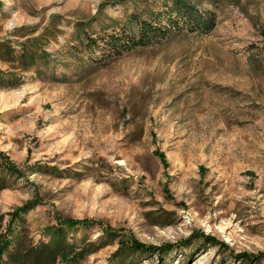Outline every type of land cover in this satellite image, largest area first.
I'll return each instance as SVG.
<instances>
[{
    "label": "rangeland",
    "instance_id": "1",
    "mask_svg": "<svg viewBox=\"0 0 264 264\" xmlns=\"http://www.w3.org/2000/svg\"><path fill=\"white\" fill-rule=\"evenodd\" d=\"M168 1L0 0V41L40 37L49 54L40 74L0 58L18 79L0 84V171L4 157L21 171H1L0 213L22 212L36 243L60 215L119 233L83 264H160L131 236L176 244L164 264H264V0H189L205 28L168 25ZM150 7L166 33L111 50Z\"/></svg>",
    "mask_w": 264,
    "mask_h": 264
},
{
    "label": "trees",
    "instance_id": "2",
    "mask_svg": "<svg viewBox=\"0 0 264 264\" xmlns=\"http://www.w3.org/2000/svg\"><path fill=\"white\" fill-rule=\"evenodd\" d=\"M161 11V10H160ZM159 10L150 7L141 13H132L128 23L123 26L122 32L109 35L104 40L111 50H123L129 48L132 44L147 43L154 40L159 35L166 33L168 26L159 25L153 20L161 18L165 13L168 25L178 23L181 19L185 23H191L198 27L212 26L213 21L199 10L196 5L189 0H172L165 4V10L160 13ZM160 14V15H159ZM158 15V16H156ZM149 16L151 19H149ZM47 42L42 41L40 37L28 39L16 49L9 41H0V58L11 64H16L17 68L23 71H35L41 73L42 64L47 63L49 54L46 50ZM85 45L94 47L98 45L95 38L88 37ZM49 71L44 72L45 78H49ZM14 73L5 74L0 69V84H13L16 77ZM165 166L168 165L167 156L163 151H156ZM1 165V171H8L10 174H19L21 171L15 163L8 157ZM53 168V166L48 167ZM0 171V191L9 187L10 181H5ZM22 218V212L15 211L11 214V219L5 221V214L0 213V264H83L84 261L94 252L106 246L111 240H117L120 235L111 228H106L94 219H76L73 217L60 215L57 223L48 225L42 230L45 237L40 243L30 241L27 235H19L17 226ZM91 228H99L103 237L91 239L86 231ZM192 237L202 238L204 241L215 245H226L216 237L209 234H194ZM123 241V239H121ZM188 242V240H187ZM132 252L153 254L158 257L159 263L164 264L166 258L176 249L174 243L163 245L145 244L136 238H130L127 244ZM255 255L250 253H240L235 257H240L244 263H249Z\"/></svg>",
    "mask_w": 264,
    "mask_h": 264
}]
</instances>
